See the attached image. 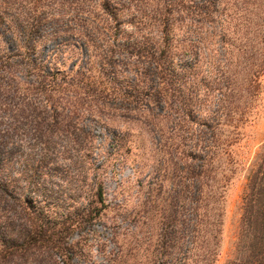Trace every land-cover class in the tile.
<instances>
[{
	"label": "rangeland",
	"instance_id": "obj_1",
	"mask_svg": "<svg viewBox=\"0 0 264 264\" xmlns=\"http://www.w3.org/2000/svg\"><path fill=\"white\" fill-rule=\"evenodd\" d=\"M46 1L55 15L52 21L14 30L0 24V183H7L6 191L0 189V206L8 202L16 226L23 217L15 212H23L26 205L49 211L57 221L59 246L28 253V259L12 264H227L247 170L264 143V70L247 121L236 129L228 154L218 153L213 163L209 226L204 231L200 220L204 196L183 189L175 221H170L171 184L180 189L190 180L181 170L190 162L183 158L190 144L171 140L181 112L161 109L169 103L163 99L149 114L143 102L116 93L126 83L124 74L135 77L137 68L120 63V53L104 63L99 56L104 48L97 45L105 47L107 37L92 35L88 27L113 19L112 13V25L136 21L141 13L135 2L126 8L123 0H109L105 12L98 6L101 0ZM260 3L223 0L225 48H247L253 54L264 49L257 37L264 20ZM172 15L171 51L187 57L180 45L191 19L198 18ZM78 26L88 34L76 30ZM206 27L196 28L204 34ZM114 35V42H123L122 32ZM44 78L61 85L50 98L31 90ZM91 80L96 85L88 86ZM180 100L174 103L178 106ZM21 103L38 109L16 120ZM84 210L87 220L81 221ZM67 213L73 221L62 225ZM192 223L195 230L190 232Z\"/></svg>",
	"mask_w": 264,
	"mask_h": 264
},
{
	"label": "trees",
	"instance_id": "obj_2",
	"mask_svg": "<svg viewBox=\"0 0 264 264\" xmlns=\"http://www.w3.org/2000/svg\"><path fill=\"white\" fill-rule=\"evenodd\" d=\"M132 2L141 13L136 21H116L112 25L113 19H116L112 13L113 19L101 24V21L97 24L93 22L88 27L92 35L107 37L106 43L102 42L106 44L105 47L97 45L104 48L99 51L104 63L114 60V54L120 53V63L137 68L135 77L124 74L126 83L116 89V93L133 99L135 103L143 102L149 114L163 99L169 100V103L162 105L161 109L167 107L171 111L175 108L181 112L174 124L171 140L172 144L174 141L177 144H190L189 151L186 152L185 147L183 154V158L190 162L181 168L190 180H186L187 183L180 189L179 184H171L167 217L175 221L179 193L181 189L188 190L190 195L204 196L200 220L205 231L209 226L207 202L208 192L212 188L209 179L213 163L218 153L228 154L226 147L238 134L236 129L247 121L252 102L257 100L259 79L264 70V49L260 47V52L253 54L247 48L235 51L224 47L227 20L220 8L223 0H123L121 5L129 8ZM260 4L264 19V0ZM76 5L80 6L81 3L78 1ZM98 6L107 12L109 0H101ZM48 7L46 0H0V24L8 30L38 26L55 18ZM172 14H176L179 20L198 18L191 19L185 32L186 39L180 45L181 53L187 57L171 51L172 37L169 33L174 24ZM205 24L209 31L203 34L200 30ZM76 30L88 32L85 27L78 26ZM112 30L114 34L122 32L121 36L125 37L122 43L114 42ZM257 31L260 43L264 44V20ZM196 67L200 69L199 79ZM114 71L113 76L116 77L118 72ZM45 79L32 84L31 90L50 98L54 87L61 85ZM89 85H96V80H91ZM177 97H181L178 106L174 103ZM43 108L46 109V106ZM36 109L38 105L31 107L29 103H21L15 111L16 120L19 116L27 118L28 113ZM49 110L53 111L51 107ZM175 164L173 175L177 172ZM5 184L0 183L3 191L7 188ZM1 201L3 204L5 199ZM31 206L26 205L23 212H15L19 216L17 218L23 217V222L17 226L14 213L10 217L8 202L0 206V264H12L15 259H28V253L38 255L59 246V231L55 230L57 221L49 211L43 213V208ZM86 212L84 210L81 221L87 220L84 217L88 215ZM65 221L69 224L73 221L70 213L66 214L62 225H65ZM191 226L190 232L195 230V224ZM69 227L67 225L65 230ZM174 233L172 225L168 231L171 239ZM227 264H264V143L247 170L239 222Z\"/></svg>",
	"mask_w": 264,
	"mask_h": 264
}]
</instances>
